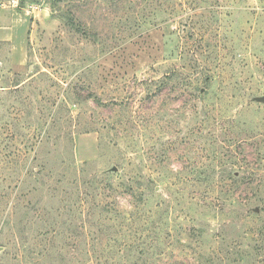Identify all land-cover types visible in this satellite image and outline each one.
Returning <instances> with one entry per match:
<instances>
[{
	"label": "rangeland",
	"instance_id": "obj_1",
	"mask_svg": "<svg viewBox=\"0 0 264 264\" xmlns=\"http://www.w3.org/2000/svg\"><path fill=\"white\" fill-rule=\"evenodd\" d=\"M263 98L264 0H0V264H264Z\"/></svg>",
	"mask_w": 264,
	"mask_h": 264
},
{
	"label": "trees",
	"instance_id": "obj_2",
	"mask_svg": "<svg viewBox=\"0 0 264 264\" xmlns=\"http://www.w3.org/2000/svg\"><path fill=\"white\" fill-rule=\"evenodd\" d=\"M167 76H168V77H170V76H171V74H168ZM167 76H166V79H168V77H167ZM172 77H174V76H171L170 78H172ZM163 81H164V80H163ZM197 90H198V91H201V89H198V88H197Z\"/></svg>",
	"mask_w": 264,
	"mask_h": 264
},
{
	"label": "water",
	"instance_id": "obj_3",
	"mask_svg": "<svg viewBox=\"0 0 264 264\" xmlns=\"http://www.w3.org/2000/svg\"><path fill=\"white\" fill-rule=\"evenodd\" d=\"M263 101H264V98H263Z\"/></svg>",
	"mask_w": 264,
	"mask_h": 264
}]
</instances>
